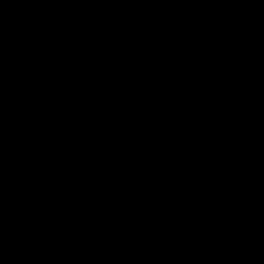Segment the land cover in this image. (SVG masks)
I'll return each mask as SVG.
<instances>
[{
    "label": "water",
    "instance_id": "water-1",
    "mask_svg": "<svg viewBox=\"0 0 264 264\" xmlns=\"http://www.w3.org/2000/svg\"><path fill=\"white\" fill-rule=\"evenodd\" d=\"M0 264H264V0H0Z\"/></svg>",
    "mask_w": 264,
    "mask_h": 264
}]
</instances>
